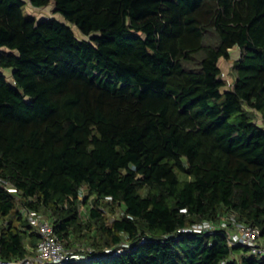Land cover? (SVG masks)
<instances>
[{"label": "trees", "instance_id": "obj_1", "mask_svg": "<svg viewBox=\"0 0 264 264\" xmlns=\"http://www.w3.org/2000/svg\"><path fill=\"white\" fill-rule=\"evenodd\" d=\"M29 2L62 21L0 0V257L36 247L23 205L89 243L66 264H264L178 233L233 214L264 239V0Z\"/></svg>", "mask_w": 264, "mask_h": 264}, {"label": "built area", "instance_id": "obj_2", "mask_svg": "<svg viewBox=\"0 0 264 264\" xmlns=\"http://www.w3.org/2000/svg\"><path fill=\"white\" fill-rule=\"evenodd\" d=\"M221 76L224 77V73H221ZM7 189L12 192L15 191L10 186ZM20 212L32 226V230L38 238L36 247L31 255L23 258L10 260L0 257V264H66L89 261V253L92 249L82 246L66 247L43 213L23 205ZM216 230L223 232L229 246H244L248 248L251 254L264 258V239L261 237L260 229L248 223L237 221L233 214L223 218L219 224L210 220H201L178 229V233L209 235ZM121 250L118 248L114 252L119 253ZM105 252L110 253L111 249H105ZM220 264H230V259H224Z\"/></svg>", "mask_w": 264, "mask_h": 264}, {"label": "rangeland", "instance_id": "obj_3", "mask_svg": "<svg viewBox=\"0 0 264 264\" xmlns=\"http://www.w3.org/2000/svg\"><path fill=\"white\" fill-rule=\"evenodd\" d=\"M25 5H24V12L27 16H31L37 20H41V19H58L62 21V17L54 12V8L51 6H45V7H34L30 4L29 0H24ZM74 31L76 32V34H78V31L76 30V28H73ZM0 50L5 51L6 49L4 48H0ZM239 56V52L236 48H233L230 50V58L228 59H220L219 61V66L221 68L222 73H224V80H225V88L226 89H230L233 86V82H234V74L232 72V63L235 59H237ZM0 73H2L6 80L9 83H12V77H11V69L9 68H3L0 69ZM258 123H261V120L258 119L257 120ZM83 191V195H84ZM89 200V204H91V198L88 199ZM82 209V211H84L85 205H81L80 207ZM108 215V218L112 217L116 214H121L122 210L119 208H116L114 210V213H111L109 211H105ZM87 245H85L84 243H78L76 242L73 247L71 248H75L77 246H82V247H88L91 248L88 244V242H86Z\"/></svg>", "mask_w": 264, "mask_h": 264}, {"label": "crops", "instance_id": "obj_4", "mask_svg": "<svg viewBox=\"0 0 264 264\" xmlns=\"http://www.w3.org/2000/svg\"><path fill=\"white\" fill-rule=\"evenodd\" d=\"M237 256H238V254H233L232 255V257H234V258H238Z\"/></svg>", "mask_w": 264, "mask_h": 264}]
</instances>
